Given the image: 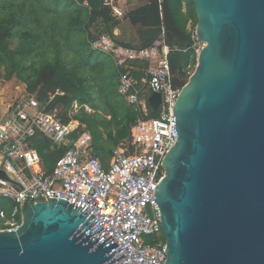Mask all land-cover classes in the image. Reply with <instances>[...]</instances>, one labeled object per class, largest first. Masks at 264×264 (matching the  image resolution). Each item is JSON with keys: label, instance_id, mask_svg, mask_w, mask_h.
<instances>
[{"label": "water", "instance_id": "1", "mask_svg": "<svg viewBox=\"0 0 264 264\" xmlns=\"http://www.w3.org/2000/svg\"><path fill=\"white\" fill-rule=\"evenodd\" d=\"M192 1L204 44L153 191L164 264H264V0ZM147 101L156 110L159 92ZM0 264L129 263L87 209L47 196L0 230Z\"/></svg>", "mask_w": 264, "mask_h": 264}, {"label": "built area", "instance_id": "2", "mask_svg": "<svg viewBox=\"0 0 264 264\" xmlns=\"http://www.w3.org/2000/svg\"><path fill=\"white\" fill-rule=\"evenodd\" d=\"M162 0H158L160 3ZM111 14L125 11L118 0H103ZM191 46L197 55L204 42L191 30ZM94 50L111 56L118 69V92L137 110L128 135L111 150L107 165L92 153L91 133L83 124L62 120L61 104L50 105L55 89L39 99L22 86L15 90L0 113V195L11 202L0 208V230H14L21 221L23 204L41 197L63 198L87 209L117 244L129 264H164L165 242L161 237L160 213L153 191L163 176L161 159L177 140L173 103L180 85L172 83L168 54L161 38L134 48L117 43L105 32L88 40ZM147 61L137 77L136 61ZM159 92L157 114L148 115L147 96ZM39 133L50 139V147L61 146L50 171H45L29 138Z\"/></svg>", "mask_w": 264, "mask_h": 264}, {"label": "trees", "instance_id": "3", "mask_svg": "<svg viewBox=\"0 0 264 264\" xmlns=\"http://www.w3.org/2000/svg\"><path fill=\"white\" fill-rule=\"evenodd\" d=\"M120 18L103 0H0V113L16 85L39 99L58 88L64 93L50 105L61 104L62 120L79 122L89 130L92 153L107 164L138 112L118 92V69L111 56L92 49L88 40L105 32L119 44L138 48L161 38L176 47L168 54L174 85L187 81L196 62L191 46L196 23L192 0H146L132 9L128 21L136 27L133 41L113 33ZM92 25L95 34L89 32ZM134 64L138 70L133 74L142 76L140 69L147 61ZM157 112L148 108L150 116ZM29 143L45 171H50L61 146L50 147V139L39 133ZM10 206V200L0 195V208L8 211ZM161 237L165 239L163 232Z\"/></svg>", "mask_w": 264, "mask_h": 264}, {"label": "rangeland", "instance_id": "4", "mask_svg": "<svg viewBox=\"0 0 264 264\" xmlns=\"http://www.w3.org/2000/svg\"><path fill=\"white\" fill-rule=\"evenodd\" d=\"M124 3V1H122ZM143 2H145V0H126V6L124 9L126 14L124 16H122L120 19H119V24L117 25L118 29L117 30L115 27L113 28V33L114 34H118L117 35V38H120V39H124V40H136V27L135 25H132L129 23L128 21V16H129V12L136 8L137 6H139L140 4H143ZM89 32L90 33H96V27L95 25L93 26H90L89 28ZM195 68V65L194 67L188 71V73L190 74ZM0 225H1V219H0Z\"/></svg>", "mask_w": 264, "mask_h": 264}, {"label": "crops", "instance_id": "5", "mask_svg": "<svg viewBox=\"0 0 264 264\" xmlns=\"http://www.w3.org/2000/svg\"><path fill=\"white\" fill-rule=\"evenodd\" d=\"M122 1H124V3H123ZM136 1H138V0H136ZM140 1H141V0H140ZM145 2H146V0H145ZM145 2H143V3H145ZM125 4H126V0H118V5H119L123 10L126 9V8H125V6H126ZM124 11H125V10H124ZM115 28H116L117 30H119L117 26H116ZM16 86H17V85H16ZM19 86H21V85H19ZM149 94H150V93H149ZM149 94H148V95H149ZM109 157H110V156H109ZM108 161H109V158H108V160H107V164H108ZM107 164H105V165H107ZM1 223H2V219H1Z\"/></svg>", "mask_w": 264, "mask_h": 264}]
</instances>
